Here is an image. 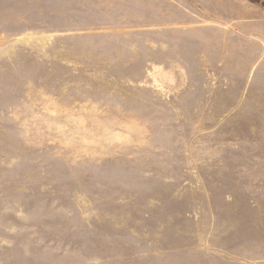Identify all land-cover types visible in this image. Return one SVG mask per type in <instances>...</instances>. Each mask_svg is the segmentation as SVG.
Segmentation results:
<instances>
[{"label":"rangeland","instance_id":"1","mask_svg":"<svg viewBox=\"0 0 264 264\" xmlns=\"http://www.w3.org/2000/svg\"><path fill=\"white\" fill-rule=\"evenodd\" d=\"M0 264H264V0H0Z\"/></svg>","mask_w":264,"mask_h":264},{"label":"crops","instance_id":"2","mask_svg":"<svg viewBox=\"0 0 264 264\" xmlns=\"http://www.w3.org/2000/svg\"><path fill=\"white\" fill-rule=\"evenodd\" d=\"M228 18H235V17H228V15H223L221 17H216V18H214V20H209V21H212L214 23H217L220 26H225V27H229L230 26L231 27V25L234 23L235 20L234 19H230L229 20ZM229 21H231L232 23L229 24ZM228 32L230 33V30L229 29H228ZM228 32L220 31L221 36H228V34H229ZM229 36H231V35H229ZM244 46H246V45H244ZM249 47L251 48V46H249Z\"/></svg>","mask_w":264,"mask_h":264}]
</instances>
